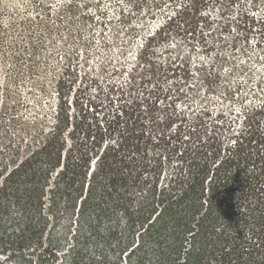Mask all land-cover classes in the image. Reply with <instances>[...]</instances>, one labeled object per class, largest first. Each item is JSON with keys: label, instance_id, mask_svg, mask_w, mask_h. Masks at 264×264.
<instances>
[{"label": "rangeland", "instance_id": "374dc122", "mask_svg": "<svg viewBox=\"0 0 264 264\" xmlns=\"http://www.w3.org/2000/svg\"><path fill=\"white\" fill-rule=\"evenodd\" d=\"M189 3L0 0V89L18 79L14 117L0 115V153L25 149L37 128L53 126L75 153L120 143L136 128L149 155L153 140L179 128L213 137L222 155L247 129L264 137V0L184 10ZM58 211L44 238L20 240L11 206L0 264H71L75 223Z\"/></svg>", "mask_w": 264, "mask_h": 264}, {"label": "trees", "instance_id": "16d2710c", "mask_svg": "<svg viewBox=\"0 0 264 264\" xmlns=\"http://www.w3.org/2000/svg\"><path fill=\"white\" fill-rule=\"evenodd\" d=\"M17 83L0 89L2 118L14 117ZM189 134L156 138L149 155L136 128L120 143L75 153L57 126L37 128L25 149L0 153V238L11 206L20 240L44 238L60 207L75 223L71 264H264L263 135L247 129L222 155L213 137Z\"/></svg>", "mask_w": 264, "mask_h": 264}, {"label": "snow or ice", "instance_id": "6c2138e0", "mask_svg": "<svg viewBox=\"0 0 264 264\" xmlns=\"http://www.w3.org/2000/svg\"><path fill=\"white\" fill-rule=\"evenodd\" d=\"M231 71V70H230ZM246 71V68L244 66H241L240 70H239V74L243 75V73ZM237 91H239V88H237Z\"/></svg>", "mask_w": 264, "mask_h": 264}]
</instances>
